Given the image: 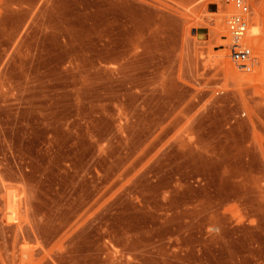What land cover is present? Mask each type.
Listing matches in <instances>:
<instances>
[{
  "label": "rangeland",
  "instance_id": "rangeland-1",
  "mask_svg": "<svg viewBox=\"0 0 264 264\" xmlns=\"http://www.w3.org/2000/svg\"><path fill=\"white\" fill-rule=\"evenodd\" d=\"M236 1L33 11L0 67V264H264V0ZM228 6L261 29L249 84Z\"/></svg>",
  "mask_w": 264,
  "mask_h": 264
},
{
  "label": "crops",
  "instance_id": "crops-1",
  "mask_svg": "<svg viewBox=\"0 0 264 264\" xmlns=\"http://www.w3.org/2000/svg\"><path fill=\"white\" fill-rule=\"evenodd\" d=\"M45 0H0V67L3 64L7 51L15 45L17 36H20L17 48H12L9 59L17 58L19 66L31 64L32 56L25 49L27 32L31 28V23L35 22L33 11L42 8ZM89 27V24H84ZM26 28V29H25ZM25 30V31H24ZM24 31V32H23ZM23 32V33H22ZM22 74V68H19Z\"/></svg>",
  "mask_w": 264,
  "mask_h": 264
},
{
  "label": "bare ground",
  "instance_id": "bare-ground-1",
  "mask_svg": "<svg viewBox=\"0 0 264 264\" xmlns=\"http://www.w3.org/2000/svg\"><path fill=\"white\" fill-rule=\"evenodd\" d=\"M139 2V1H138ZM217 3V2H216ZM229 7V6H228ZM219 10V7L217 6V11ZM237 13V9H230V7L222 14L217 15L216 13H209L207 14V16H205V18L209 21H212V17L217 18L215 25H214V33L217 39V46L219 45V60H221L222 64H223V68H224V72L225 73H232V68L231 65L229 64V61L227 60V46L229 44V34L227 31V28L225 27V18L229 17L233 14ZM217 15V16H216ZM252 21H254V19H251V23ZM255 23V22H253ZM196 35V32H194V36ZM197 35L200 39H204L206 36H204L203 31L202 30H198L197 31ZM207 35H209V31L207 32ZM261 35V29L259 28V26H256V24H254L253 26H249L247 33H246V37H245V42L253 49H257L258 47V43H259V38ZM208 40H205V43H207ZM260 59V56H253V68L254 69L255 65L258 64ZM251 70V71H252ZM241 72V70H238ZM254 73V72H253ZM245 74L246 76H242V78L240 79L239 82L241 83H252L253 79H252V74ZM252 225H255L254 222H252Z\"/></svg>",
  "mask_w": 264,
  "mask_h": 264
},
{
  "label": "built area",
  "instance_id": "built-area-1",
  "mask_svg": "<svg viewBox=\"0 0 264 264\" xmlns=\"http://www.w3.org/2000/svg\"><path fill=\"white\" fill-rule=\"evenodd\" d=\"M236 8L242 5L240 0L235 2ZM229 34V44L227 46L229 60L236 69L249 73L253 68V52L251 47L245 42L248 30V20L246 16L237 11L229 16L226 22Z\"/></svg>",
  "mask_w": 264,
  "mask_h": 264
}]
</instances>
